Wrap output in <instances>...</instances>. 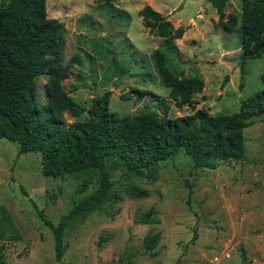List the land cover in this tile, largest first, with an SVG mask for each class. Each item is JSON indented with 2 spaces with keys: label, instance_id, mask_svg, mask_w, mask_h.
Masks as SVG:
<instances>
[{
  "label": "rangeland",
  "instance_id": "obj_1",
  "mask_svg": "<svg viewBox=\"0 0 264 264\" xmlns=\"http://www.w3.org/2000/svg\"><path fill=\"white\" fill-rule=\"evenodd\" d=\"M164 1L154 0L153 4L158 9L177 4L172 17L184 25L192 20L202 23L205 31V24L210 27L211 18L216 17L205 0ZM238 1L231 0L225 13L239 14ZM110 5L100 0H45L46 16L59 22L62 61H71L64 90L83 106L89 98L108 90V109L117 115L145 107L161 114L158 99L166 106L168 117L189 113V107L173 106L168 88L160 84L153 68L151 53L161 38L149 34L142 24L139 10L144 3L116 0ZM191 33L192 29L183 41L173 40L178 62L168 64L188 75L199 76L198 70L204 75V90L193 95L195 107L206 108L210 114L233 113L240 100L264 87V53L245 60L240 72L236 53L224 60L228 66L218 65V53L209 41L198 36L193 39ZM229 40L237 46L238 26ZM43 82L44 77L36 80L41 99ZM64 119V125L74 120L67 113ZM242 134L244 159L219 162L213 169L193 167L182 148L157 163L145 177L125 175L120 165L109 159V175L118 198L65 230L66 247L59 261L54 259L50 230L32 203L55 223L90 188L77 193L78 179L43 176L37 153L17 154L14 142L0 138V203L20 233L18 240L4 243L0 264L113 260L132 264H264V116L254 119ZM130 185L146 190L147 196H131L126 191ZM147 209L154 221L142 223L140 214ZM148 232L158 233L150 249L143 245Z\"/></svg>",
  "mask_w": 264,
  "mask_h": 264
},
{
  "label": "trees",
  "instance_id": "obj_2",
  "mask_svg": "<svg viewBox=\"0 0 264 264\" xmlns=\"http://www.w3.org/2000/svg\"><path fill=\"white\" fill-rule=\"evenodd\" d=\"M100 1L111 6L116 0ZM206 1L213 6L216 23L224 31L238 26L241 72L245 60L264 53V0H240L238 15L225 13L228 0ZM139 15L148 33L161 38L151 53L160 84L168 88L173 106L189 107V113L168 117L166 106L158 99L161 114L145 107L117 115L108 109V90L89 98L86 106L79 104L63 88L71 61H62L64 42L59 22L46 16L45 0L0 2V138L14 142L17 154L37 153L43 176L78 179L77 193L90 188L55 223L32 203L50 230L56 261L66 247L65 230L118 198L112 188L109 159H114L125 175L145 177L157 163L182 148L193 167L213 169L219 162L244 159L242 131L264 116V87L240 100L233 113L210 114L206 108L195 107L193 95L202 91V78L168 64L178 62L179 52L173 40L181 37L183 28L174 27L149 5H143ZM39 77H44L43 99L37 94ZM64 113L74 120L64 125ZM126 191L131 196H147L146 190L133 185ZM150 214L151 209L142 212L140 222L154 221ZM19 238L8 210L0 203V263L4 243ZM157 239V232H148L143 237L144 247L152 248Z\"/></svg>",
  "mask_w": 264,
  "mask_h": 264
},
{
  "label": "crops",
  "instance_id": "obj_3",
  "mask_svg": "<svg viewBox=\"0 0 264 264\" xmlns=\"http://www.w3.org/2000/svg\"><path fill=\"white\" fill-rule=\"evenodd\" d=\"M141 1L144 3V5H149L152 9H155V11L159 12L162 16H164L167 20H169L170 23L174 27L181 26L183 28L182 36L180 38H177V40L183 41V39L186 36H188L187 33L189 31H191V29H192V33L190 34L191 38L194 39L198 36L199 39H205L206 41H209V43L211 44L210 45L211 49H213L214 51H216L218 53V55H217L218 61L216 62L218 65L225 66V67L228 66L227 64H223V63L225 62L224 61L225 59L227 60L229 58V54H232L231 52H234L238 55V53H239L238 43H237V46L235 47V44H232L231 41L229 40L231 38V33L234 32L236 27L233 30H231L230 32H226L222 29L221 25L216 23L217 17H214V18H211L212 23H211L210 27H209V23L205 24L208 26V28L204 31V30H202V23H201V25H199L195 21L190 20L189 25L188 24L184 25L179 20V18L173 19L174 17H172V14L174 12V9L177 7V4L170 6L169 9H167L165 7L163 9H158L153 4L154 0H141ZM172 1L173 0H167L164 2L166 4H170V3H172ZM184 1H188V0H184ZM229 2H231V0H228V4H229ZM239 2L240 1H238V3ZM227 7L228 6H226V8ZM227 12H232V11H226V13ZM239 12H240V10H239ZM233 13L238 15L237 11L236 12L234 11ZM211 33H213L212 38H210ZM198 73H199V76L202 77V80L204 83L203 89H202V91H203L204 86H205L204 75L199 70H198ZM200 93H197V94H200ZM218 93H220V91H218Z\"/></svg>",
  "mask_w": 264,
  "mask_h": 264
}]
</instances>
